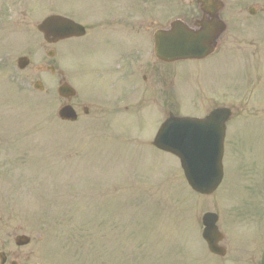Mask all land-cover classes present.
<instances>
[{"label": "rangeland", "instance_id": "obj_1", "mask_svg": "<svg viewBox=\"0 0 264 264\" xmlns=\"http://www.w3.org/2000/svg\"><path fill=\"white\" fill-rule=\"evenodd\" d=\"M167 6L175 10L176 0ZM47 16V0H0V137L6 141L0 153V244L6 245L7 264L18 234L42 238L22 250L20 264H122L132 248L133 264H259L260 252L242 251L247 244L239 234L231 243L227 233L222 260L209 254L201 237L207 212L218 213L221 231L231 232L229 221L237 215L232 208L249 200L246 173L263 167L259 145L246 146L234 132L242 118L232 121L223 186L212 197L195 195L179 161L150 147L160 114L135 112L123 125L113 117L98 122L95 114L63 124L52 78L50 96L13 85L10 64ZM25 21L29 26L19 28ZM190 92L180 100L174 95L172 106L202 116L200 98Z\"/></svg>", "mask_w": 264, "mask_h": 264}, {"label": "flooded vegetation", "instance_id": "obj_2", "mask_svg": "<svg viewBox=\"0 0 264 264\" xmlns=\"http://www.w3.org/2000/svg\"><path fill=\"white\" fill-rule=\"evenodd\" d=\"M176 1L175 10L169 11L167 0H47L48 17L71 21L65 38L52 35L51 43V23L48 40L36 32L39 38L32 36L10 64L16 78L12 83L50 96L51 77L59 84L64 63L66 82L79 90L69 104L87 119L94 110L100 122L113 117L124 123L143 110L160 114L158 119L171 114L191 117L182 114L179 104L172 106L174 95L181 94L176 95L180 100L190 91L200 98L204 112L194 118H206L218 109L231 112L226 142L232 121L242 118L243 125L234 127L239 141L260 143L263 150L262 169L246 173V181L258 189L255 200L262 216L254 249L264 251V0ZM174 22L188 32L205 33L208 45L216 44L215 53L169 62L178 54L168 39ZM18 25L25 29L29 23ZM20 59L25 63L17 64ZM232 95L240 96L238 103ZM5 145L0 137V153ZM4 248L1 242L0 251ZM21 252H13L12 259L20 261Z\"/></svg>", "mask_w": 264, "mask_h": 264}, {"label": "water", "instance_id": "obj_3", "mask_svg": "<svg viewBox=\"0 0 264 264\" xmlns=\"http://www.w3.org/2000/svg\"><path fill=\"white\" fill-rule=\"evenodd\" d=\"M50 19H46L38 29L44 33L47 37L49 31ZM66 20L60 17H51V36L54 33L63 32V24ZM56 26L54 27V25ZM57 25L61 26V29H57ZM57 29V30H56ZM201 38L195 37L194 39L190 37L185 41V44L189 47L199 46L201 44ZM61 97H67L69 95H74L73 91L68 86H63L59 90ZM59 117L65 121H76L77 116L75 115L73 109L69 106L63 107L59 112ZM222 117L216 116L213 120L212 125L213 131H217L218 127L223 123L221 121ZM225 118H223V122ZM177 120H171L166 125L161 128L154 145L165 152L176 155L180 158L182 168L185 172L186 179L192 188V190L200 195L209 196L212 195L220 186L223 180V136L220 140L212 138L211 140L205 141H182L176 136L175 129L177 127ZM183 124H188L197 126L196 123L185 121ZM216 137V136H215ZM218 216L216 214H206L203 217V239L208 245L209 251L217 256L224 257L226 251L224 248L219 246V243L223 240L222 234L219 232L216 226L218 222ZM18 246L28 245L30 240L25 236H20L16 239ZM2 264H5V256H1ZM264 264V257L263 262Z\"/></svg>", "mask_w": 264, "mask_h": 264}]
</instances>
